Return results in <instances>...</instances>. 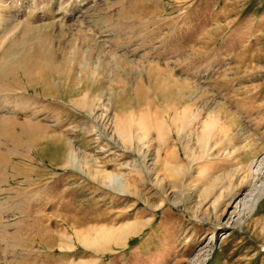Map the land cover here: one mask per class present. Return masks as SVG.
<instances>
[{
  "label": "rangeland",
  "instance_id": "rangeland-1",
  "mask_svg": "<svg viewBox=\"0 0 264 264\" xmlns=\"http://www.w3.org/2000/svg\"><path fill=\"white\" fill-rule=\"evenodd\" d=\"M263 189L264 0H0V264H264Z\"/></svg>",
  "mask_w": 264,
  "mask_h": 264
},
{
  "label": "bare ground",
  "instance_id": "bare-ground-1",
  "mask_svg": "<svg viewBox=\"0 0 264 264\" xmlns=\"http://www.w3.org/2000/svg\"><path fill=\"white\" fill-rule=\"evenodd\" d=\"M264 192V189L263 191ZM115 231V230H114ZM112 231V230H108V229H103L102 230V233L100 235V239L102 242H105V243H108L109 241H111L112 239H120L124 236H126L127 234H129V231H127L126 228H123L119 231ZM100 239L98 241H100ZM86 243H89L90 241L89 240H85Z\"/></svg>",
  "mask_w": 264,
  "mask_h": 264
}]
</instances>
